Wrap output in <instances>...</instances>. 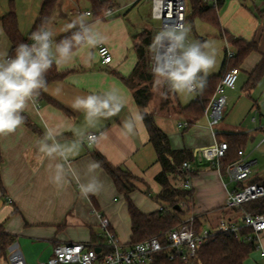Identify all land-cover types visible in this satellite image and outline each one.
I'll return each instance as SVG.
<instances>
[{
    "label": "crops",
    "instance_id": "crops-1",
    "mask_svg": "<svg viewBox=\"0 0 264 264\" xmlns=\"http://www.w3.org/2000/svg\"><path fill=\"white\" fill-rule=\"evenodd\" d=\"M12 1L19 11L20 31L23 36L28 37L44 0H39L34 9L31 6L32 27L26 32L22 28L20 0H0V55H9L12 49V42L1 20L9 12ZM109 1L110 5L102 15L95 18L90 0H59L46 28L53 32V39L56 41L75 30H65L66 25L83 16L87 23L94 26L95 31L105 37L101 44L110 47L113 61L110 64L102 63L98 54L100 44L89 47L84 43L72 50L66 62L56 64L59 71L66 72L65 77L49 83L44 88L42 97L33 98L34 103L30 102L23 113L24 123L14 133L0 136V231L12 243L18 244L28 264L48 259L59 244L98 240L102 231L100 216L109 219L112 231L123 243H130L131 217L128 203L110 175L95 160L94 153L102 154L110 163L122 166L138 179L137 189L131 194L138 208L147 213L160 208L154 197L161 190L155 180L161 166L157 162V153L150 142L143 117L135 121V135H127L121 125L125 117L135 116L137 113L142 116L144 110L154 114L158 126L169 136L173 149L192 152L193 159L190 163L192 169L196 170L190 180L194 192L192 214L205 226H214L223 218L236 221L241 218L240 213L224 209L228 193L235 187L230 188L232 183L215 165L216 144L228 133L244 132L252 138L256 137V133L253 136L239 128H211L205 115L196 118L182 112L181 107L196 100L198 92L188 104L181 103L176 92V96L167 104L164 103V89L157 86L156 77L153 97L148 106L145 109L138 106L134 90L124 83L123 78L129 77L137 65L136 46L141 42L139 35L145 30L154 33L153 26L148 22V18H153L152 13L150 17L153 0ZM207 1L209 4L213 3L211 0ZM220 1L221 5L216 9L220 30L198 17L196 19L217 29L227 47L231 44L235 53V39L257 43V49L248 54L239 67V84L233 89L235 91L239 85L251 97L254 88L247 91L244 87L249 73L264 56V0ZM189 3L188 16L191 14ZM109 10L111 11L108 13ZM88 12L91 14H87ZM189 23L193 25V22L187 21V25ZM52 51L55 53V45L52 46ZM263 89L264 83L260 88L261 93ZM109 91L115 92L123 100L124 106L116 115L95 119L94 126L89 124L83 110H74L72 107L77 97L102 95ZM255 95L250 110H255L256 115V109H260L259 113L264 119V100L260 101ZM242 96L239 94L238 98ZM257 121L258 119L253 122ZM180 122H188L190 126L182 129L178 126ZM263 125L264 121L260 122L255 128L256 132H264ZM48 129L58 133L57 139L62 145L70 146L73 141L80 142L77 149L69 154V164L83 183L93 177L98 178L103 185L98 193L81 196L79 185L70 174L61 185L51 182L54 164L63 161L44 158L38 150L39 142ZM92 132H100L101 136L94 146L89 147L84 140ZM246 156L256 161L254 166L259 163L257 157ZM90 162H97L99 167L94 171L90 170ZM255 177L259 176L254 173ZM183 182V179H177L174 183L179 187ZM245 264H264V260L256 250Z\"/></svg>",
    "mask_w": 264,
    "mask_h": 264
},
{
    "label": "trees",
    "instance_id": "trees-1",
    "mask_svg": "<svg viewBox=\"0 0 264 264\" xmlns=\"http://www.w3.org/2000/svg\"><path fill=\"white\" fill-rule=\"evenodd\" d=\"M92 3V12L95 18L102 15L104 10L110 5L109 0H90ZM191 5V14L187 16L188 22H193L194 18H200L212 26L221 29L217 16V4H209L207 0H189ZM59 0H44L38 18L34 24L31 34L41 27H46L52 18ZM4 30L12 42V49L9 56L15 55V49L20 43H29V37L23 36L19 28L18 15L15 4L12 1L9 12L2 17ZM73 30L68 34L59 37L55 42H59L66 37H70ZM222 33V32H221ZM141 42L137 44L138 62L129 77H124V83L134 90L136 103L145 109L153 97V85L155 77L152 72V61L150 46L152 45L153 32L143 31L140 35ZM237 48L235 55L228 58L226 50L221 71L218 74L207 76V84L203 92H199L198 98L181 111L200 118L204 115L211 97L221 80L223 74L231 68H239L245 58L252 51L257 49V43L247 41L241 38L233 41ZM80 45H74L72 50L77 49ZM66 72L59 71L56 64L53 63L51 69L46 73V86L65 77ZM264 77V56L257 66L249 73L248 80L244 89L250 91L255 88ZM167 91V89H164ZM175 92L167 91L164 103H168L170 96ZM44 95V88L39 90L36 98ZM260 110V109H257ZM142 117L149 132L150 142L157 153V162L161 166L160 172L156 175L155 180L160 185V192L154 197L160 204V208L153 212H144L133 202L131 194L137 189V178L122 166H115L110 163L102 154L94 153L95 160L113 179L118 191L125 196L128 203V211L131 217V239L130 243H138L151 238H159L164 241L167 233L173 228L179 226L186 218L188 209L181 207L182 201L189 202L190 208L193 204V189L186 190L175 185V180H190L196 170L186 169L184 163L193 159L192 152L187 149L175 150L172 148L169 136L156 123L154 114L143 111ZM251 139L248 133L237 132L228 133L223 136V140L229 144L226 156L221 159V171L224 172L228 165L240 158L239 152L246 151V145ZM253 182H264V178L255 177ZM180 208V209H179ZM244 210L252 214H264V198L249 202L244 205ZM198 225L201 224L197 218ZM244 232H251V229H245ZM12 243V240L0 231V245L4 252ZM257 250L255 242H242L236 236L226 233L216 234L207 244L199 248L197 256L188 263L181 261L170 262L167 255L162 252L157 255L153 264H245L251 253Z\"/></svg>",
    "mask_w": 264,
    "mask_h": 264
},
{
    "label": "clouds",
    "instance_id": "clouds-1",
    "mask_svg": "<svg viewBox=\"0 0 264 264\" xmlns=\"http://www.w3.org/2000/svg\"><path fill=\"white\" fill-rule=\"evenodd\" d=\"M71 29L76 31L70 37L55 42V53L52 51L53 32L41 27L29 37L32 43L17 45L14 56L7 53L0 55V136L14 133L24 123L23 113L30 102L34 103L33 98L39 95V90L46 88V73L53 63L59 65L66 62L74 45L86 43L89 47H96L105 41V37L95 31L83 16L66 25L65 30ZM189 31L183 26L168 28L154 37L150 52L154 62L152 72L158 87L182 94L203 92L206 87L207 76L216 63L215 49L210 41L188 42ZM167 91L162 95L166 96ZM123 106V100L112 91L77 97L72 104L74 110L85 112L92 126L95 119L116 115ZM137 119H142L139 113L121 121L127 135H135ZM57 136V132L46 130L38 147L44 158L63 161L54 164L51 182L61 185L70 174L78 183L81 196L98 193L103 186L101 181L93 177L86 183L81 182L69 164V154L77 149L80 142L62 145ZM88 167L94 171L99 164L90 162Z\"/></svg>",
    "mask_w": 264,
    "mask_h": 264
},
{
    "label": "built area",
    "instance_id": "built-area-1",
    "mask_svg": "<svg viewBox=\"0 0 264 264\" xmlns=\"http://www.w3.org/2000/svg\"><path fill=\"white\" fill-rule=\"evenodd\" d=\"M212 4H217V0ZM111 10L108 11V13ZM80 14V11L77 12ZM87 14H91L88 12ZM152 16L163 23V28L187 27L188 2L187 0H153ZM47 29L46 27H43ZM55 45V40L53 39ZM30 43L32 41L30 40ZM228 58L235 52L228 49ZM98 54L103 64L113 61V54L109 46L100 44ZM9 56V55H8ZM240 75L239 68H231L226 71L219 81L214 95L211 97L204 115L207 117L211 128H215L224 118L227 103V92L236 88ZM199 93V91H197ZM257 110V109H256ZM259 115V110L256 111ZM260 115H262L260 113ZM264 115V114H263ZM258 117L254 116L253 121ZM178 126L186 129L188 122H180ZM264 129V125L262 126ZM101 136L100 132L89 133L84 143L92 147ZM264 143V138L257 148ZM229 144L220 140L216 144L215 165L221 171V159L226 156ZM240 158L227 166L222 172L230 183L237 184L228 193L224 209L240 213V220L223 218L216 225H198L197 216L191 215L177 227L170 230L164 241L159 238H151L138 243H123L110 226L108 218L101 217V234L96 241L83 243H64L57 245L53 254L46 260L37 264H153L157 255L164 252L170 262H190L197 256L200 247L207 244L216 234L226 233L236 236L242 242H255L261 258L264 260V214H252L244 210V205L264 198V182H253L255 160L246 156V151L239 152ZM186 169H192L191 163H184ZM191 180V179H190ZM190 180L184 181L180 188L191 190ZM181 207L187 208V201L181 202ZM251 229V232H244ZM0 264H28L24 254L17 243H11L6 251L0 245Z\"/></svg>",
    "mask_w": 264,
    "mask_h": 264
},
{
    "label": "rangeland",
    "instance_id": "rangeland-1",
    "mask_svg": "<svg viewBox=\"0 0 264 264\" xmlns=\"http://www.w3.org/2000/svg\"><path fill=\"white\" fill-rule=\"evenodd\" d=\"M38 1L39 0H23L22 2L20 0L19 10L23 18L22 28L23 30H25L24 32L31 30V27H32L31 16H30L31 6H33V9L36 8ZM15 9L18 15L19 11H17L18 8L16 7V3H15ZM151 13H152V9L150 8V17H151ZM148 22L154 28V33H153L154 36L152 38V45H153L154 37L157 35V33H159L161 30H164L165 28H163V23L159 19L148 18ZM187 28L190 29L188 33V38H187L188 42H197V41L212 42L213 47L215 49L216 63H215L214 68L210 71L208 75L219 73L221 71V66L223 64V60L225 57L226 48L233 50L231 44L229 47H227L228 45L226 44L224 39L219 35V32L217 31V29H215L214 27H212L211 25L205 22L200 21L199 19L195 18V20L193 21V25L189 23V25H187ZM151 61H152L151 65L153 66L154 62L152 60V53H151ZM155 81H154L153 88L155 86ZM263 83H264V78L263 80H261L260 84L251 91V97L247 95L248 93L246 94L241 89V86L239 87V85L235 91L229 90L227 92V103L225 106L224 119L220 122V125L216 126L217 129L221 127L230 128L231 130L232 129L235 130L239 128L240 130L248 131L253 136L256 133L255 135L256 137L255 138L251 137V139L248 141L245 150H246V155L250 157H257L259 159V163L256 166H254V171L257 176L262 177V178H264V144L260 148H257V144L260 143L262 136L264 135V132L262 130L259 132H256L257 130L255 128L260 122H263L264 119L262 118V115H260V113L259 115H255V110L251 111L250 109H251V105L254 100L255 94L258 93V95H255V96H258L260 98V101L261 99L264 100V91L262 93L260 91V88L263 85ZM157 92L158 91L155 92V95H157ZM196 93L182 94V93L176 92L178 98L183 104H188L190 101L195 99ZM239 94L243 96L238 98ZM173 97L174 96L172 94L170 96V99ZM156 100L157 98L155 96V101ZM260 101L258 102L261 103ZM254 116L258 117L257 123L253 122ZM233 187H238V186L237 184L232 183L230 185V188H233ZM186 210L188 211L186 218L190 217L191 215L196 216L195 214H192L191 212L192 207L190 208L189 202H187Z\"/></svg>",
    "mask_w": 264,
    "mask_h": 264
},
{
    "label": "water",
    "instance_id": "water-1",
    "mask_svg": "<svg viewBox=\"0 0 264 264\" xmlns=\"http://www.w3.org/2000/svg\"><path fill=\"white\" fill-rule=\"evenodd\" d=\"M180 209V208H179Z\"/></svg>",
    "mask_w": 264,
    "mask_h": 264
}]
</instances>
